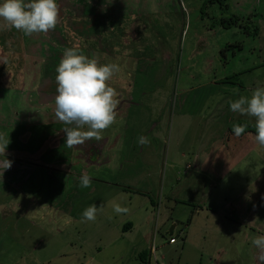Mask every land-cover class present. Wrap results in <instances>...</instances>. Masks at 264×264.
Masks as SVG:
<instances>
[{
  "label": "rangeland",
  "instance_id": "374dc122",
  "mask_svg": "<svg viewBox=\"0 0 264 264\" xmlns=\"http://www.w3.org/2000/svg\"><path fill=\"white\" fill-rule=\"evenodd\" d=\"M70 1L46 34L0 21V137L10 145L27 124L59 121L53 74L86 40V56L104 51L119 68L117 119L100 141L69 148L64 128L7 147L4 172H30L0 181V264H264L251 244L264 235V149L255 119L229 110L264 86V0ZM236 122L247 133H228ZM93 204L95 222L81 223Z\"/></svg>",
  "mask_w": 264,
  "mask_h": 264
},
{
  "label": "clouds",
  "instance_id": "9594fccd",
  "mask_svg": "<svg viewBox=\"0 0 264 264\" xmlns=\"http://www.w3.org/2000/svg\"><path fill=\"white\" fill-rule=\"evenodd\" d=\"M58 0H0V21L22 32L25 36L46 34L54 30L58 23ZM55 116L66 127L65 144L72 148L86 141H100L103 133L117 119L116 108L119 103L117 91L110 81L119 68L115 64H101L96 58H89L76 48L65 49L56 69ZM229 110L240 116L255 119V143L264 149V86L256 87L250 96L240 95L229 101ZM233 134L237 137L245 134L246 126L234 125ZM251 135V133H249ZM139 145H148L145 136L138 138ZM8 144L0 137V168L4 171L12 166L5 158ZM19 166H23L22 164ZM92 179L88 175L79 177V185L88 188ZM113 211L121 214L127 211L119 204H113ZM98 206L93 204L81 214V223L95 222ZM173 233V232H172ZM171 240V239H170ZM176 238L173 237L174 243ZM252 246L264 252V235L256 236ZM152 246L149 251L150 254ZM260 259L264 261V256Z\"/></svg>",
  "mask_w": 264,
  "mask_h": 264
},
{
  "label": "trees",
  "instance_id": "16d2710c",
  "mask_svg": "<svg viewBox=\"0 0 264 264\" xmlns=\"http://www.w3.org/2000/svg\"><path fill=\"white\" fill-rule=\"evenodd\" d=\"M83 1H85V0H71L70 1V3L72 2V3H74L75 2V4L77 3V4H79V3H82ZM93 1V0H92ZM94 1H96V2H99V3H101V1H97V0H94ZM106 1V0H105ZM224 2L226 1V0H223ZM103 16H105V13L104 14H102V17ZM101 17V18H102ZM116 17H114V19H115ZM105 19H107V17H105ZM233 19H235V21H238L239 20V18H237V17H233ZM101 21H103V20H101ZM120 21V19H119V17L117 18V19H115L114 20V22L112 23V27H115V26H117L118 25V22ZM122 21V20H121ZM109 26H111V25H109ZM94 31H95V29H94ZM107 31H109V30H106L105 29V26L103 27H101L99 30H96L95 31V33H100V36H101V41H102V43H103V45H105V33L107 32ZM115 28H113V33H115ZM63 31H60V33L61 34H63L62 33ZM64 35V34H63ZM81 40L80 41H84V39H82V38H80ZM77 43L79 42V41H76ZM85 42H87L85 45H87L88 47L87 48H91V49H94V50H96V48H95V46H96V44L95 43H93V42H91V41H85ZM87 48H84V47H81V49H79V48H76V49H78L80 52H82V54H84V55H86V49ZM123 50H124V48H123ZM91 54H93V56H91V55H88V57L89 58H96V59H98V61L101 63V64H105V53H104V51L102 52V51H96V52H92L91 51ZM153 62H157V61H154L153 60ZM126 67V66H125ZM130 67H133V64L132 65H128L127 66V68H130ZM42 68V67H41ZM3 70V69H2ZM2 72V71H1ZM8 74H6V76H7ZM53 76L55 77L56 76V72L53 74ZM35 91H37V89H35L34 90V92ZM53 122H55V123H47V124H44V125H40V124H38V125H34V124H27V126L25 127L24 126V130L22 131H15L14 133H13V135H14V137H12L13 138V140H14V142H12L13 140H11V142H10V145H8V147L10 146V147H12L13 145L15 146L16 145V143L18 144V145H20V144H23L22 146H23V148H22V150L25 148V146H30L29 145V143H30V141H32V140H35L36 138H37V136H41L42 134L41 133H43V132H45V134L46 135H48V138H49V136H52L53 134H55V132H58V131H61L62 129H64V128H66V127H69V126H67V125H65L63 122H60V121H56V120H54ZM234 125H244V126H246V131H245V133H247V130L250 128V125H248L247 123H245V124H242V123H239V122H236ZM231 133L232 135H233V131L232 130H228V133ZM26 133H28L29 134V138H28V141H27V143L25 144V143H22L21 141H20V137L22 136V135H24V134H26ZM31 136H32V138H31ZM47 138V139H48ZM44 140L45 139H43L42 140V142H44ZM12 145V146H11ZM19 151H21V148H20V150ZM26 168H28V167H25L24 169H22V170H20L19 168H16V169H14V170H11V171H9L8 173H3V175L1 176L0 175V181H5V180H8V177H7V175H9V174H11V176H13V177H17V178H21V176L22 175H26V174H28L29 172H30V170L29 169H26ZM10 180V179H9ZM125 191H128V192H133V191H131L130 189H124ZM150 203H151V205L152 206H155L154 205V203L152 202V201H150ZM132 229V224L131 223H127V224H125V226L123 227V231L124 232H128V231H130ZM174 237V236H173ZM173 237H172V234H171V236H170V238H169V240L170 239H173ZM185 237H183L182 236V242H184L185 241ZM177 243V239H176V242L174 243V244H176ZM173 244V245H174ZM149 254H150V251H149ZM141 255V256H140ZM138 256H140V260L143 262V259H145L144 258V254H142V253H140ZM143 256V257H142ZM150 257H151V255H150ZM144 263V262H143Z\"/></svg>",
  "mask_w": 264,
  "mask_h": 264
},
{
  "label": "crops",
  "instance_id": "0c3cea01",
  "mask_svg": "<svg viewBox=\"0 0 264 264\" xmlns=\"http://www.w3.org/2000/svg\"><path fill=\"white\" fill-rule=\"evenodd\" d=\"M5 32H7V31H5ZM9 32L10 33H8V35L10 36V34H11V30H9ZM4 37H5V35H4ZM17 168H19L20 170H22V169H24L25 168V166H18ZM16 169V168H15ZM26 169H29L30 170V168L28 167V168H26ZM14 170V169H13ZM259 207V206H258ZM261 221H263V220H261ZM132 229H133V226H132ZM132 229L130 230V231H132ZM129 232V231H128ZM129 233H131V232H129ZM151 259V257L149 258V262L151 261L150 260ZM257 264V263H256Z\"/></svg>",
  "mask_w": 264,
  "mask_h": 264
},
{
  "label": "built area",
  "instance_id": "2783aa9c",
  "mask_svg": "<svg viewBox=\"0 0 264 264\" xmlns=\"http://www.w3.org/2000/svg\"><path fill=\"white\" fill-rule=\"evenodd\" d=\"M170 243H174V240H172V239H171V240H170ZM151 252H153V253H154V252H155V250L151 249Z\"/></svg>",
  "mask_w": 264,
  "mask_h": 264
},
{
  "label": "water",
  "instance_id": "95a60500",
  "mask_svg": "<svg viewBox=\"0 0 264 264\" xmlns=\"http://www.w3.org/2000/svg\"><path fill=\"white\" fill-rule=\"evenodd\" d=\"M173 232V227L170 228L169 233L171 234Z\"/></svg>",
  "mask_w": 264,
  "mask_h": 264
}]
</instances>
